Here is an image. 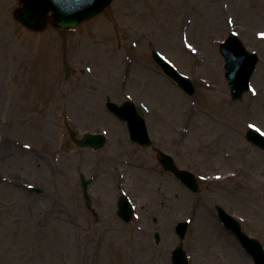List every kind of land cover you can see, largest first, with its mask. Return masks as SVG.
Segmentation results:
<instances>
[{"label":"rangeland","instance_id":"374dc122","mask_svg":"<svg viewBox=\"0 0 264 264\" xmlns=\"http://www.w3.org/2000/svg\"><path fill=\"white\" fill-rule=\"evenodd\" d=\"M20 6L0 0V264H171L179 221L191 222L183 242L190 264H253L216 207L264 246V151L246 139L249 130L264 134V0H114L76 30L50 24L41 33L15 22ZM233 32L260 57L252 90L238 100L220 52ZM153 51L192 80V97ZM126 100L146 119L150 150L131 143L106 110L107 101ZM68 129L109 140L98 152L83 150ZM157 149L197 175V194L160 168ZM82 155L89 172L80 173ZM93 169L102 218L99 230L84 233L79 176ZM120 173L139 180L121 181ZM122 193L131 195L140 228L113 214L110 203Z\"/></svg>","mask_w":264,"mask_h":264},{"label":"water","instance_id":"95a60500","mask_svg":"<svg viewBox=\"0 0 264 264\" xmlns=\"http://www.w3.org/2000/svg\"><path fill=\"white\" fill-rule=\"evenodd\" d=\"M22 7L15 11L14 18L24 27L33 31H44L51 20L53 24L61 29H75L86 20H91L103 10H105L113 0H20ZM221 52L225 57V68L227 70V80L231 86V94L234 99H239L246 92L251 90V77L259 62L257 54L247 51L238 37L232 35L221 47ZM155 61L163 68L164 72L172 78L190 96L195 93L192 82L180 75L166 60L157 53L153 54ZM108 108L117 116L128 122L131 138L134 142L149 148L151 145L146 122L141 118L130 102L124 103L119 108L114 103H109ZM73 136V135H72ZM74 138V136H73ZM247 139L264 149V136L254 131L247 134ZM74 140L82 147L101 148L105 144L103 135H86L83 139ZM160 162L169 170L174 171L182 182L193 192L199 189L195 177L189 172L179 171L169 156L161 154ZM39 192L38 190H36ZM219 217L225 226L233 231L237 239L245 250L251 255L255 264H264V247L255 239L249 238L242 232L241 225L224 210L218 207ZM133 214L130 203L123 199L120 202V215L128 222ZM187 223H182L177 228V232L183 239L187 231ZM173 264H188L186 253L182 246L173 252Z\"/></svg>","mask_w":264,"mask_h":264},{"label":"flooded vegetation","instance_id":"af4514ba","mask_svg":"<svg viewBox=\"0 0 264 264\" xmlns=\"http://www.w3.org/2000/svg\"><path fill=\"white\" fill-rule=\"evenodd\" d=\"M116 131L120 134L119 143L121 146H119V147L121 148L123 146L122 142H124L123 133L119 132L117 130V127H116ZM138 155L140 156V158L143 157V153L141 151H139V153H137V156ZM111 159H113V158H111ZM113 163L118 164L117 161H113ZM126 163L131 164V165H136V164H134V162L131 163L130 161H128ZM90 165H91V162L89 160H86L85 157H83V155H82L81 162H80V173L81 172H89V170H91ZM109 175H110V173H108V176ZM167 175L171 179L173 178L172 175H170V174H167ZM142 176H144V175H142ZM89 177H90V184L88 185V192H89V195L91 197V205L88 206L87 203L85 202L84 198H82L83 204H82V210H80L81 219L83 221V228L80 230L84 233L86 231L95 232L96 230H98L99 226H100V221L102 218V214H101L102 208H100V204H102L103 201H102V194L97 193L96 188H95L96 182H99V180H98L99 178H98V175L95 173V169H93V174H91V176H89ZM138 180H139V178L135 179L133 175L130 177V182L136 183V182H138ZM108 194H110V193H108ZM110 206H112L114 208L113 201L110 203ZM113 214L116 216L115 210L113 211ZM103 218H104V220H108L110 218L107 211L105 212V215L103 216Z\"/></svg>","mask_w":264,"mask_h":264},{"label":"bare ground","instance_id":"6f19581e","mask_svg":"<svg viewBox=\"0 0 264 264\" xmlns=\"http://www.w3.org/2000/svg\"><path fill=\"white\" fill-rule=\"evenodd\" d=\"M113 122H114V125L116 126V125H117L116 122H119V121H116V122L113 121ZM119 123L123 124V126H124V124H125V123H123V122H119ZM112 165H113V166H116L113 162H112ZM122 167H123V166H122ZM107 178H108V173L106 172V174L104 175V177H102V181H105V179H107ZM66 179H67V178H66ZM128 179H130V175L128 176ZM206 220H207V219L205 218V219H204V222H205L206 225H207L208 223H207ZM209 228H210V227H209ZM209 228H208V230H209ZM210 230H211V229H210ZM141 238H142L141 236H137V237L135 238V239H136L135 241L138 242V243H140V242L142 241ZM127 241H129L128 238H127Z\"/></svg>","mask_w":264,"mask_h":264},{"label":"snow or ice","instance_id":"6c2138e0","mask_svg":"<svg viewBox=\"0 0 264 264\" xmlns=\"http://www.w3.org/2000/svg\"><path fill=\"white\" fill-rule=\"evenodd\" d=\"M261 35L264 36V33H262ZM189 47H190V45H189ZM250 127H254V126H250ZM257 131H258V129H257Z\"/></svg>","mask_w":264,"mask_h":264}]
</instances>
